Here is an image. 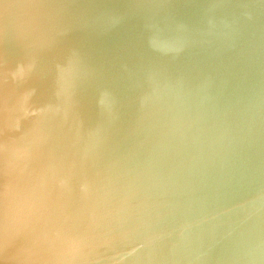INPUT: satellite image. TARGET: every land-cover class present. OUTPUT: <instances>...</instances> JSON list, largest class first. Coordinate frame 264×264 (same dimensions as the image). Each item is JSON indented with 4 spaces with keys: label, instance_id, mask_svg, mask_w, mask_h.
<instances>
[{
    "label": "water",
    "instance_id": "1",
    "mask_svg": "<svg viewBox=\"0 0 264 264\" xmlns=\"http://www.w3.org/2000/svg\"><path fill=\"white\" fill-rule=\"evenodd\" d=\"M0 264H264V0H0Z\"/></svg>",
    "mask_w": 264,
    "mask_h": 264
}]
</instances>
